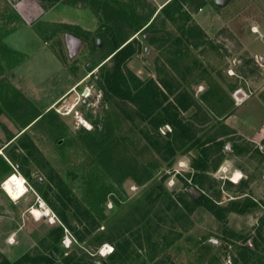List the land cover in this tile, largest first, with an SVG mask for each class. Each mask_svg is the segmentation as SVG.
<instances>
[{"label": "rangeland", "instance_id": "1", "mask_svg": "<svg viewBox=\"0 0 264 264\" xmlns=\"http://www.w3.org/2000/svg\"><path fill=\"white\" fill-rule=\"evenodd\" d=\"M161 2L0 0V264H264V0Z\"/></svg>", "mask_w": 264, "mask_h": 264}, {"label": "trees", "instance_id": "2", "mask_svg": "<svg viewBox=\"0 0 264 264\" xmlns=\"http://www.w3.org/2000/svg\"><path fill=\"white\" fill-rule=\"evenodd\" d=\"M49 1L55 2L58 0H49ZM176 1L177 0H170L160 9V11L164 12L171 5V3H174ZM132 40H130L129 42H124L121 45L115 44L113 46L109 56V61L113 63V66L110 71H107L105 73L102 84H103V88L106 90V92L109 95L117 96L122 99L129 100L132 103H138L144 99V94L142 93L141 90L138 89L137 92L134 95H132L131 91L127 87V83L125 79L122 77L121 74V68L123 64L125 63L127 58H129L133 54V49L131 45ZM177 104H178V108L180 107L182 110H186L188 106L191 105L190 103V104H186L185 107L184 106L181 107L179 103ZM165 111H166L165 116L162 119L158 120V122L156 123L157 127L168 125L171 127L172 132L174 133H176L177 129L184 128L185 125H183L182 122L178 120L176 112L169 114L167 112V108L165 109ZM168 148L172 152V148L170 145L168 146ZM195 202L199 205L206 206L211 211H214V209L216 208L212 204V202H210L204 197H200L199 199H196ZM52 260L53 259H50L48 263L50 264ZM5 264H9V263L5 261Z\"/></svg>", "mask_w": 264, "mask_h": 264}, {"label": "bare ground", "instance_id": "3", "mask_svg": "<svg viewBox=\"0 0 264 264\" xmlns=\"http://www.w3.org/2000/svg\"><path fill=\"white\" fill-rule=\"evenodd\" d=\"M256 31V30H254ZM239 102V101H238ZM1 154V152H0ZM236 172L233 175L232 181L238 183L241 176ZM2 191L11 201H17L21 199L28 191L26 187V181L22 176H19L16 173H10L2 182ZM31 215L34 219L40 220L43 217L49 216V211L46 209L45 212H42L41 209L33 207L31 209ZM107 248V247H106Z\"/></svg>", "mask_w": 264, "mask_h": 264}, {"label": "water", "instance_id": "4", "mask_svg": "<svg viewBox=\"0 0 264 264\" xmlns=\"http://www.w3.org/2000/svg\"><path fill=\"white\" fill-rule=\"evenodd\" d=\"M231 0H214V4L217 8H223L225 7L226 5H228V3H230ZM67 42L72 45L71 46V52L73 53L76 49V47L78 45H80L81 41H78L76 38L72 37V36H69L67 38ZM259 61L260 62H264V58H259Z\"/></svg>", "mask_w": 264, "mask_h": 264}, {"label": "crops", "instance_id": "5", "mask_svg": "<svg viewBox=\"0 0 264 264\" xmlns=\"http://www.w3.org/2000/svg\"><path fill=\"white\" fill-rule=\"evenodd\" d=\"M170 0H162V4H160L159 6H158V9L157 10H160L166 3H168ZM232 1V0H231ZM230 1V2H231ZM258 58H264V57H258ZM8 167V166H7ZM8 171V173L10 172L9 170H7V168H6V170L4 169L3 171H1V173H0V179H1V177H3L5 174H6V172ZM7 175H9V174H7ZM2 183V182H1ZM0 183V184H1Z\"/></svg>", "mask_w": 264, "mask_h": 264}, {"label": "built area", "instance_id": "6", "mask_svg": "<svg viewBox=\"0 0 264 264\" xmlns=\"http://www.w3.org/2000/svg\"><path fill=\"white\" fill-rule=\"evenodd\" d=\"M242 90L241 89H236L234 92H233V97L236 101H240L242 99ZM0 187L2 188V183L0 185ZM111 252V251H110Z\"/></svg>", "mask_w": 264, "mask_h": 264}, {"label": "snow or ice", "instance_id": "7", "mask_svg": "<svg viewBox=\"0 0 264 264\" xmlns=\"http://www.w3.org/2000/svg\"><path fill=\"white\" fill-rule=\"evenodd\" d=\"M111 249H109V251H110Z\"/></svg>", "mask_w": 264, "mask_h": 264}, {"label": "clouds", "instance_id": "8", "mask_svg": "<svg viewBox=\"0 0 264 264\" xmlns=\"http://www.w3.org/2000/svg\"><path fill=\"white\" fill-rule=\"evenodd\" d=\"M239 175V174H238Z\"/></svg>", "mask_w": 264, "mask_h": 264}]
</instances>
